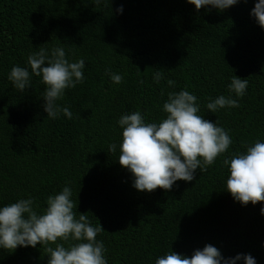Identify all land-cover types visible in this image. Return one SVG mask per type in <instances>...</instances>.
I'll return each instance as SVG.
<instances>
[{"label":"trees","instance_id":"trees-1","mask_svg":"<svg viewBox=\"0 0 264 264\" xmlns=\"http://www.w3.org/2000/svg\"><path fill=\"white\" fill-rule=\"evenodd\" d=\"M256 2L197 11L187 0H0V207L32 198L43 213L48 196L69 186L77 219L85 214L104 229L96 239L107 250V264H155L171 251L191 257L207 244L225 258L251 254L264 264V202L235 201L223 165L264 142V28L251 15ZM56 47L69 62L85 61L84 82L57 101L71 119L47 117L46 85L28 64L30 54L44 48L50 55ZM13 66L30 72L23 92L8 79ZM109 73L123 82L113 83ZM234 75L248 80L242 98L228 90ZM181 90L197 97L198 114L228 131L232 144L192 181L178 180L169 191H138L119 164L123 129L117 122L139 111L146 123H159L168 93ZM220 95L237 99L239 107L210 112L207 103ZM48 260L39 244L0 249V264Z\"/></svg>","mask_w":264,"mask_h":264},{"label":"clouds","instance_id":"clouds-1","mask_svg":"<svg viewBox=\"0 0 264 264\" xmlns=\"http://www.w3.org/2000/svg\"><path fill=\"white\" fill-rule=\"evenodd\" d=\"M100 2L96 0V3ZM187 2L195 5L197 11L205 6L224 11L240 0ZM117 11L122 12L123 8ZM251 15L264 28V0H257ZM28 64L31 73L42 77V83L46 85L43 107L47 117L56 119L63 113L71 119L69 108L59 106L57 101L63 99L66 89L84 82L85 61L69 62L64 49L56 47L50 55L44 48L30 54ZM109 74L113 83L123 82V76ZM8 79L21 92L30 87L28 68L13 66ZM161 79L163 74L157 71L153 80L159 83ZM167 83L169 87L175 85L171 79ZM247 87V79L234 75L228 90L242 98ZM206 107L215 113L226 107H239V103L231 96L220 95L210 100ZM199 111L197 97L187 90H181L168 93V99L163 104L166 118L159 123H146L139 111L120 117L117 123L123 132L118 160L120 166L132 174L136 190L150 193L160 188L169 191L178 180L192 181L197 169L207 171L219 156L228 151L232 144L228 131L204 119L198 114ZM109 151L115 152L116 145L110 144ZM223 165L228 167L230 173L226 190L235 201L244 206L264 202V142L257 140L246 147V152L224 159ZM71 197V188L65 186L58 194L48 196L47 207L39 214L32 198L19 199L0 207V249L14 252L18 246L35 248L39 244L45 247L48 264H107V250L103 241L96 239L97 234L104 231L102 225L92 226L87 215L82 213L77 219L74 212L76 204ZM260 211L264 215V208ZM68 241L75 243L65 247L62 242ZM240 260L244 264H257L251 254L225 258L220 250L207 244L202 250H194L191 257L171 251L158 257L155 264H237Z\"/></svg>","mask_w":264,"mask_h":264}]
</instances>
